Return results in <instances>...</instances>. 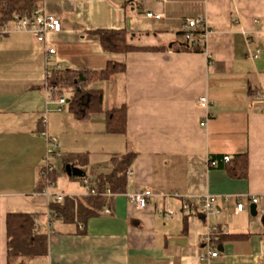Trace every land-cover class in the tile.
<instances>
[{"label": "crops", "instance_id": "0c3cea01", "mask_svg": "<svg viewBox=\"0 0 264 264\" xmlns=\"http://www.w3.org/2000/svg\"><path fill=\"white\" fill-rule=\"evenodd\" d=\"M41 8L61 22L46 45L21 31L0 37V264H7L9 214L32 216L46 240L44 256L13 264H200L211 228L225 234L212 236L219 256L210 264H264V0H43ZM196 17L209 30L205 49L180 50L182 26ZM99 30L127 32L134 50L104 51ZM108 63L123 71L90 88L102 91L104 112L125 106L123 134L106 132L104 113L77 121L66 104L46 103L47 70L98 72ZM203 96L207 110L198 106ZM46 138L59 156L43 173ZM126 154L134 158L125 191L91 209L66 166L95 181L110 171L111 156ZM243 154L245 178L208 164ZM68 159L74 164L64 165ZM48 173L54 183L40 188ZM45 190L64 197L55 203ZM143 190L153 197L137 211L126 195ZM205 194L216 217L182 211L183 199L198 204ZM236 200L245 204L240 213ZM70 201L86 214L55 210Z\"/></svg>", "mask_w": 264, "mask_h": 264}, {"label": "trees", "instance_id": "16d2710c", "mask_svg": "<svg viewBox=\"0 0 264 264\" xmlns=\"http://www.w3.org/2000/svg\"><path fill=\"white\" fill-rule=\"evenodd\" d=\"M43 0H0V26L9 23L14 18H30L33 11L41 7ZM98 37L102 49L109 53H128L134 50L127 42V32L116 30H99L94 32ZM180 50H194L198 48L189 47L187 43L179 46ZM123 71L118 64L108 63L102 71H73L68 69L47 70L46 85L54 87V97H67L66 108L77 121H84L91 114L104 113L105 127L107 133L123 134L126 123V108L124 105L108 110H103V93L101 90L91 89L92 83L107 81L111 76ZM253 95V94H252ZM251 95V96H252ZM78 162L82 156L75 157ZM133 154L114 155L110 157L111 169L108 173L99 174L92 188L97 193L109 190L113 194L123 193L126 187L125 172L133 161ZM222 165L230 178L240 179L247 176V157L235 155L228 162H223L222 157L217 161ZM74 164L70 159L64 165ZM54 183V174L48 173L40 178V188ZM39 188V189H40ZM86 204L91 209L101 207V196H90ZM59 205V204H56ZM76 205L74 201L65 203L63 206H55V210L64 217L71 218L75 213L86 214V211ZM93 213L91 211L87 212ZM35 222L30 215L9 214L6 217L7 233V264H13L17 258L29 259L45 255V237L33 232ZM230 239H236L231 237Z\"/></svg>", "mask_w": 264, "mask_h": 264}, {"label": "built area", "instance_id": "2783aa9c", "mask_svg": "<svg viewBox=\"0 0 264 264\" xmlns=\"http://www.w3.org/2000/svg\"><path fill=\"white\" fill-rule=\"evenodd\" d=\"M145 17L148 19H159L160 16L153 13H146ZM257 23V22H256ZM12 25V28L10 27ZM13 31H21L29 33L36 42L46 45L47 36L49 34L59 33L61 31V22L60 20L54 16L45 13L42 8H38L33 11L30 18H14L9 23H5L0 26V37L8 34ZM209 34V30L205 23L203 17H196L193 19H187L182 26V36L184 41L187 43L189 47H194L198 49H205L207 37ZM47 55L54 54V49L47 47ZM258 51H256L252 57L257 58ZM48 77V72H47ZM46 103L47 104H56L57 109L60 110L62 106L66 104V100L63 96L54 97L55 88L46 85ZM257 98V97H256ZM210 105V101L207 97H200L198 99V106L204 110H207ZM209 120V115H206L203 121H201L200 126L204 127ZM57 148L56 141L51 138H46V147H45V156L42 160V171L51 170V160L55 157L59 156L55 149ZM230 157L224 156L222 157L223 162H228ZM209 166L214 167L217 165V162L214 160H209ZM83 188L85 190V194L87 196H101V197H112L113 193L109 190H105L102 193H97L92 185L94 183L91 175H83L80 178ZM50 185V184H49ZM45 196L51 197L55 203H58L63 199V194L60 193H49L48 191H44ZM176 196V195H175ZM153 197V194L149 190H143L139 192H135L132 194H127L126 198L129 204L137 210L141 211L146 208L149 203V200ZM177 197V196H176ZM183 199L181 209L184 212H196L199 211L205 217L207 215L217 216V212L214 210V197L209 196L207 194L198 197V204L190 201H184ZM251 203L255 204L257 202L256 198H252ZM245 204L242 201L236 200L234 203L235 213H240ZM106 215H109L110 211L105 209L103 211ZM173 215V211L169 210L164 214V218H170ZM50 225H52V221L49 220L48 229H50ZM36 232V229L33 230ZM50 233V232H49ZM214 234H225V231L219 230L217 228H211L210 233H208L204 237L205 241V251L200 253L198 256V260L200 264H210L212 260L216 259L219 256L218 251L215 248H212V236Z\"/></svg>", "mask_w": 264, "mask_h": 264}, {"label": "water", "instance_id": "95a60500", "mask_svg": "<svg viewBox=\"0 0 264 264\" xmlns=\"http://www.w3.org/2000/svg\"><path fill=\"white\" fill-rule=\"evenodd\" d=\"M65 170L68 175L73 176V177L81 178L84 175V172L82 170L75 168L73 166L67 165Z\"/></svg>", "mask_w": 264, "mask_h": 264}]
</instances>
